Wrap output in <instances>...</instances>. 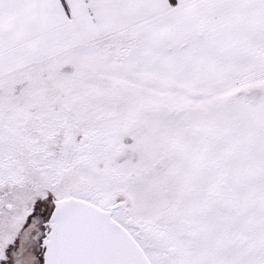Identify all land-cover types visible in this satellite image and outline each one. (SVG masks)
Instances as JSON below:
<instances>
[{
    "label": "snow or ice",
    "instance_id": "6c2138e0",
    "mask_svg": "<svg viewBox=\"0 0 264 264\" xmlns=\"http://www.w3.org/2000/svg\"><path fill=\"white\" fill-rule=\"evenodd\" d=\"M0 264H264V0H0Z\"/></svg>",
    "mask_w": 264,
    "mask_h": 264
}]
</instances>
